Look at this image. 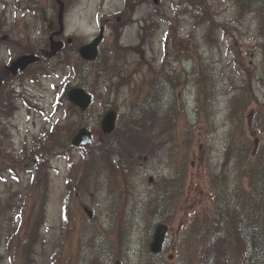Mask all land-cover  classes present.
Segmentation results:
<instances>
[{
    "label": "rangeland",
    "instance_id": "rangeland-1",
    "mask_svg": "<svg viewBox=\"0 0 264 264\" xmlns=\"http://www.w3.org/2000/svg\"><path fill=\"white\" fill-rule=\"evenodd\" d=\"M1 1L0 38L17 39L14 46L7 40L0 44L3 65L21 53V34L36 42L45 31L40 23L47 0L30 1L35 13L25 10L29 0ZM75 1L68 9L66 32L78 44L98 33L103 16L122 17L101 45L103 60L116 70L94 77L88 68L81 77L94 93L85 125L97 135L85 156L68 146L73 113L69 123H61L63 129L44 137L65 109L64 101L63 108L54 105L57 96L78 83L79 60L32 82L20 77L10 96L13 103L0 104V127L9 137L4 146L13 151L4 158L5 147L0 148V264H25L30 255L34 264H113L114 258L138 264L161 222L169 230L159 259L178 264L179 236L212 210L210 176L224 177L235 194L239 180L234 155H226L228 144L264 142V124L258 118L264 117V10L262 15L240 8L241 2L253 0H204L209 10L203 12L199 0H144L136 8L125 0ZM257 1L264 6V0ZM116 37L132 50L116 51L107 59ZM235 60L242 62V70ZM205 70H213V77L200 80L196 74ZM244 99L243 121L233 123L231 111L238 103L241 108ZM154 100L159 113L148 125L135 129V136L116 133L115 147H108L109 139L100 137L97 127L102 115L116 112L120 127L130 113ZM170 106L179 109L171 116L174 128L165 114ZM10 109V116H3ZM36 142L44 148L39 156ZM99 143L107 148L103 156L94 154ZM32 158L38 165L31 171L24 164ZM4 166L13 172L8 174ZM177 176L180 194L173 185L162 194L160 182ZM158 198L161 208H156ZM95 235L99 239L93 243ZM237 253L231 246L222 264H237Z\"/></svg>",
    "mask_w": 264,
    "mask_h": 264
},
{
    "label": "trees",
    "instance_id": "trees-1",
    "mask_svg": "<svg viewBox=\"0 0 264 264\" xmlns=\"http://www.w3.org/2000/svg\"><path fill=\"white\" fill-rule=\"evenodd\" d=\"M199 2L202 7V12L203 8L204 11H207V9L209 10V7L204 0H199ZM244 7L257 10L263 15L264 6L261 1L253 0L249 4L241 2L240 8ZM113 44L114 49L111 47L109 51L107 50V59L111 56L115 57L116 51L119 53L120 51L127 52L132 50L131 48H126L119 44L118 37H116ZM103 56L104 54L100 55L93 62H80V66L76 71L79 78L77 83L78 86L84 85L81 77L88 68L93 70L94 77H96V75H102L109 70H116L115 66L110 67V65L103 60ZM115 59L118 60V58ZM58 67L57 63L50 60L46 65L40 66L38 71L42 72L43 75H47L50 72L57 70ZM164 78H166V80L168 79L174 87L177 86L173 84L174 79H169L168 74H165ZM245 97L247 96H244V98ZM63 101L66 105L62 120L69 123L71 113H73L75 117V120L70 123L69 129L72 130L85 125V115H87V112H80L77 108L68 103L65 94L59 99L60 106ZM244 101L245 103L241 108L238 103L232 109L230 117L233 123L243 121L241 115L245 110L244 106L246 105L247 100L244 99ZM157 107V101L154 100L153 102H148L141 110H136L130 113L120 127L117 128L116 133L121 135L125 132L129 136H135L136 134L133 133L135 129L140 130V128H138L139 126L145 127L148 125L152 117L159 113ZM178 112L179 109L175 106H170L165 112L166 118L173 128L175 126L171 116L174 115L175 117ZM196 112L197 111H195V113ZM258 118L260 124H264L263 115L260 114ZM54 129H63V127L59 126ZM116 133L111 137L112 139L108 141V147L110 148L115 147L113 137ZM233 133L234 129L230 132L231 138ZM262 134L264 136V128ZM125 140L130 141V144L132 143V138H127ZM106 150L107 148L104 145L97 147V151L101 155H104V151ZM182 151L185 153L187 149L183 147ZM39 153L41 152L39 151L38 154ZM226 155H234L236 161V177L239 182L235 194L232 195L230 193L224 177L217 179V177H214L213 175L210 176V187L213 193L212 210L205 216L203 215L199 220H193L190 223L189 228L184 231L185 233L179 237L177 242L180 248L177 256L178 264H222V255L227 254L231 246H235L237 249L238 253L235 255L237 264H264V142L261 145L255 146L254 144H249L245 141H241L239 144H234L232 141L227 146ZM125 162L126 160L123 157L121 163H124V166L127 169L125 171L129 172V164L126 165ZM179 179L180 177L178 176L171 180H166L164 178L160 182V188L164 191L167 186L166 181H171L170 183L173 185V189L180 194L181 183L179 182ZM126 183H128L127 180ZM161 207V201L158 200L156 208ZM232 237L235 240L232 239ZM142 255L143 256L139 259L138 264L170 263L166 258H161L162 260H160L159 258L161 257V254L151 255L148 251H145ZM224 261L226 262L227 260L225 259ZM34 262L35 260L32 255H30V257L28 256L26 261H24L25 264H34Z\"/></svg>",
    "mask_w": 264,
    "mask_h": 264
},
{
    "label": "water",
    "instance_id": "water-1",
    "mask_svg": "<svg viewBox=\"0 0 264 264\" xmlns=\"http://www.w3.org/2000/svg\"><path fill=\"white\" fill-rule=\"evenodd\" d=\"M61 14V10L60 13ZM103 29H100V34L96 37L91 43L84 45L80 48L79 53L81 57L85 60H93L97 55V45L102 38ZM61 45L60 43H54L51 45V51L47 53V56L55 54ZM37 58L34 55H24L19 57L12 65L7 69V72L1 76V79L7 75L9 72L15 74L18 69L22 70L30 63L37 61ZM68 100L78 106L82 111L86 110L91 104V96L83 88H72L67 92ZM115 126V114L112 111L107 112L102 121L101 129L104 133H110ZM90 133L85 129H80L77 134L72 139V146L86 145L90 142ZM34 164H31L32 167ZM166 232V226L159 225L156 227L153 241L150 245V251L154 254L159 253L162 248L164 236ZM114 264H121L116 261Z\"/></svg>",
    "mask_w": 264,
    "mask_h": 264
},
{
    "label": "flooded vegetation",
    "instance_id": "flooded-vegetation-1",
    "mask_svg": "<svg viewBox=\"0 0 264 264\" xmlns=\"http://www.w3.org/2000/svg\"><path fill=\"white\" fill-rule=\"evenodd\" d=\"M34 2L37 0H33ZM58 1L62 3L63 5V17H62V23L63 28L60 29L59 26V4ZM47 12L46 16L43 21H41L40 25L45 24V31L40 32V36L37 39L36 42L30 41L28 34H21L20 40H21V48L22 49H31L34 50L35 53L47 51L50 49V43L52 41L51 37L53 38V41H61L63 43V47L61 49V53L67 57V55L72 54V56L75 55V40L72 38L71 34H68L66 32V25H67V17L69 16L68 9L75 5V0H47ZM34 6V5H33ZM30 9V12H36L35 10ZM120 19L117 18V21ZM113 19L112 17H107L104 19V22H101V25L104 27L106 31H109L110 28L113 26ZM57 32H61L59 34H56ZM1 34V32H0ZM2 41H8L11 43V38L9 37H2ZM17 40V39H16ZM15 40V41H16ZM29 40V42H28ZM1 128V127H0ZM1 136L5 137L6 133L0 131ZM1 153V151H0Z\"/></svg>",
    "mask_w": 264,
    "mask_h": 264
}]
</instances>
